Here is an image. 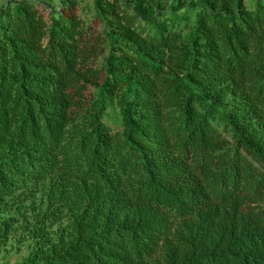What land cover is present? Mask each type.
I'll return each instance as SVG.
<instances>
[{"label":"trees","instance_id":"trees-1","mask_svg":"<svg viewBox=\"0 0 264 264\" xmlns=\"http://www.w3.org/2000/svg\"><path fill=\"white\" fill-rule=\"evenodd\" d=\"M79 1L0 8V245L49 198L13 264H264V0Z\"/></svg>","mask_w":264,"mask_h":264},{"label":"rangeland","instance_id":"rangeland-1","mask_svg":"<svg viewBox=\"0 0 264 264\" xmlns=\"http://www.w3.org/2000/svg\"><path fill=\"white\" fill-rule=\"evenodd\" d=\"M19 1V0H13ZM42 2L43 4L58 8L60 3L64 0H36ZM8 0H0V8L7 4ZM246 6L252 8L254 1L246 0ZM41 6H39L40 8ZM79 11L78 14L80 18L84 21V27L88 31L89 38L95 39L97 37H102L103 35V24L95 17L91 0H80L79 1ZM95 39H93L95 41ZM97 45L98 54L91 59V65L94 68H100L102 65V60L107 53L105 44L103 42L94 43ZM96 91L95 88L90 87L85 93L83 99L89 101L93 98ZM108 117L105 118L106 124L113 130L118 131V123L115 121V108L111 107L107 110ZM111 118V119H110ZM22 198L20 205L9 210L7 215L13 216L17 221L13 224V229L10 232L5 243L0 245V264H13L15 262H23L27 257L34 254L36 251L37 239L31 238L29 231L32 230L34 224L40 219L41 215L45 212L49 205V198L47 189H38L34 194H23L19 195ZM56 204L55 206H58ZM62 215L59 216L54 222L48 221L47 224V235L42 238L44 242L48 245L49 243L57 242L60 236L66 232L68 227V210L63 207L58 211Z\"/></svg>","mask_w":264,"mask_h":264}]
</instances>
